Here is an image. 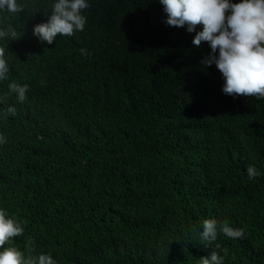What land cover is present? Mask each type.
Masks as SVG:
<instances>
[{
    "label": "trees",
    "instance_id": "1",
    "mask_svg": "<svg viewBox=\"0 0 264 264\" xmlns=\"http://www.w3.org/2000/svg\"><path fill=\"white\" fill-rule=\"evenodd\" d=\"M18 2L0 13L15 32L0 39V208L24 231L5 247L56 264H199L213 250L264 264V98L221 93L207 43H191L202 25H166L158 0H89L83 31L47 44L32 27L53 0ZM212 218L242 237L205 247Z\"/></svg>",
    "mask_w": 264,
    "mask_h": 264
},
{
    "label": "clouds",
    "instance_id": "2",
    "mask_svg": "<svg viewBox=\"0 0 264 264\" xmlns=\"http://www.w3.org/2000/svg\"><path fill=\"white\" fill-rule=\"evenodd\" d=\"M162 6L168 26L177 28L187 25L192 33L197 24L202 30L196 32L191 43L199 46L206 42L209 53L201 63L214 65L221 74V93L227 96L264 98V0H158ZM89 0H53L52 10L45 23L35 24L32 35L40 43L52 44L59 35L71 37L74 32L83 31L89 8ZM18 0H0V13L18 14L22 11ZM14 37L15 32L0 30V39ZM85 50L81 49L84 54ZM5 50L0 48V82L9 79V65L4 58ZM8 94L15 93L18 103L25 100L27 85L10 82ZM7 114L15 115V108L9 107ZM5 138L0 136V144ZM249 180L261 175L252 166L246 168ZM200 239L205 247L217 240L218 233L227 238L242 237L243 230L231 227L228 222L212 219L203 220L200 225ZM23 227L0 208V264H56L50 254L39 253L25 256L11 244V238L23 234ZM216 248L219 245H215ZM224 256L213 250L207 257H201L199 264H223Z\"/></svg>",
    "mask_w": 264,
    "mask_h": 264
}]
</instances>
